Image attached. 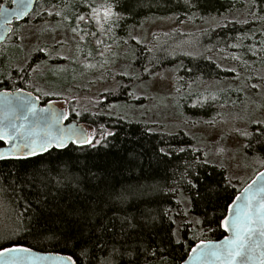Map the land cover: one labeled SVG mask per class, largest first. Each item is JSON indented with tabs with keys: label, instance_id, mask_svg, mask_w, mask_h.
Wrapping results in <instances>:
<instances>
[{
	"label": "trees",
	"instance_id": "obj_1",
	"mask_svg": "<svg viewBox=\"0 0 264 264\" xmlns=\"http://www.w3.org/2000/svg\"><path fill=\"white\" fill-rule=\"evenodd\" d=\"M110 1L114 7L113 12L120 17L113 23L122 30H126L129 24L147 16L173 15L178 21L186 19L196 23L201 22L207 14H221L228 9L232 10L234 4H245L243 0ZM63 5L64 0H40L36 2L33 11L41 7ZM245 7L248 17L245 16L246 19L243 21L234 20L225 26L205 30L207 45L213 43L215 39L220 40L208 46L206 51L197 55L178 54V51L170 48V41H166L165 48L155 56L145 45H139L132 61L134 68L141 72L143 67L150 65L151 71L155 72L181 63L179 69L181 89H185L188 82L203 78L222 79L228 75V72L208 58L209 51L220 48V52L230 53L232 48H239V54L244 57L250 56L246 49L248 41L252 39L251 35L256 37L258 26L263 22L261 16L264 15V0H248ZM74 8L78 15L83 14L84 8L81 4ZM251 13H254V19ZM257 15L261 16L257 18ZM48 16L53 17L54 13L48 14L47 10L39 11L38 21ZM182 35L184 36L185 33ZM255 44L257 45L258 42L256 41ZM44 56L41 50H36L32 54L26 66L19 72L22 81L17 83L16 88L26 89L24 82L30 64L37 60L43 61ZM60 61H62L60 58L54 59V63ZM0 64L3 65V62L0 61ZM0 77H3L1 72ZM125 86L126 83L122 81L117 87L101 93L100 96H103L107 102L122 99ZM0 88H10L8 81L3 80ZM202 96V93L185 95L183 101L186 105L189 104L186 107L188 112L207 117L218 107L237 108L235 101L240 100L241 93L234 90L219 95L209 92L203 97L204 100H200ZM196 100H198L197 106H190ZM74 120L90 124L95 129L104 127L114 135H103L99 140L100 143H93V146L88 144L78 146L71 143L63 150L52 149L26 161H0L1 192H4L5 200L9 202L10 208H13L19 221L15 227L17 232L0 244L6 246L8 240H19L22 245L40 251L75 253L74 259L78 257L77 264H180L187 256L190 247L200 239H218L224 235V231L218 226L219 220L226 213V205L240 189L228 182L223 168L203 160L201 151L191 147L193 139L189 135L182 132L158 131L150 124L129 122L94 111L81 113ZM158 147H171L174 151L172 155L161 160L153 151ZM180 148L185 150L180 152L178 151ZM133 149L138 155L135 166L129 167L125 160ZM246 152V163H250L249 160L254 161V157L263 159V164L256 168V172L261 170L264 167V127L259 128L249 138ZM17 170L20 174L27 171L42 175L48 184L44 198L51 200L52 197H56L62 205L70 208H77L85 197L89 200H95L98 195H101L102 199L106 198L103 196L105 190L116 195L123 194L127 199L118 206L126 209L127 213L136 215L137 219L146 218L150 224L155 225V228L143 234L147 239L142 243H133L131 239L125 241L121 236L113 238L111 233L105 234L101 239L93 236L87 245V254H82L79 246L73 248L71 243L65 245L58 231L29 232L26 230V226L30 225L28 214L25 213V198H29L35 206L34 200L43 191V185L37 180L32 187H24L22 190L17 188L18 182H14L9 175L17 173ZM189 180L196 186L190 185ZM57 181L60 182L59 185ZM217 183L219 198L213 208L205 203V190L206 185ZM176 189H181L189 196V211L201 217L203 231L200 236L190 235L192 232L188 233L186 225L181 231V238L172 236L174 221L180 214L181 206L176 197ZM101 206L107 208V205ZM108 215L111 216L112 213L109 212ZM153 217L155 220L152 219Z\"/></svg>",
	"mask_w": 264,
	"mask_h": 264
},
{
	"label": "rangeland",
	"instance_id": "obj_2",
	"mask_svg": "<svg viewBox=\"0 0 264 264\" xmlns=\"http://www.w3.org/2000/svg\"><path fill=\"white\" fill-rule=\"evenodd\" d=\"M243 1L245 4H234L232 10L224 13L207 14L198 23L160 14L141 18L129 24L126 30L117 28L113 23L115 19L103 20V9L99 6L112 4L110 0H64L62 7H41L26 21L14 24L11 34L0 44V61L3 62L0 83L8 81L11 89H15L22 81L19 72L36 50L43 49L44 59L30 64L23 90L51 98L70 115L73 113L74 118L94 111L129 122L150 124L158 131L185 133L193 139L191 147L201 151L203 160L223 168L228 182L241 189L263 164V159L258 157L246 163V146L254 132L264 127V15L256 16H261L263 22L258 26L256 37L251 35L248 41L246 49L250 56L239 54V48H232L230 53L220 52V48L209 51L208 58L228 72L220 80L203 78L188 82L185 89H181V63L155 72L147 65L143 68L148 71L142 68L140 72L132 61L137 46L145 45L156 56L165 48L166 41H170V48L178 54L197 55L206 51L208 46L220 41L215 39L207 45L206 29L248 17L245 7L248 0ZM80 4L84 11L79 15L84 16V20L76 19L74 6ZM93 6L99 9V24L91 14ZM46 10L54 16L38 21L39 11ZM251 15L254 19V13ZM74 28L77 31L73 32ZM179 32L181 35H176ZM56 58L62 61L52 63ZM50 59L53 61L49 62ZM122 81L126 83L122 99L107 102L100 96ZM229 90L241 93L240 100L235 101L238 107H218L207 117L191 114L186 108L189 104L183 101L185 95L202 93L200 100H204L209 92L219 95ZM196 103L198 100L190 106H197ZM84 124L93 143L110 132L104 127L95 129ZM175 193L181 205L174 221L175 235L181 238L186 225L188 233L192 232L190 235L200 236L202 219L189 211V196L181 189H176ZM4 196L0 188V243L17 232L15 227L19 223Z\"/></svg>",
	"mask_w": 264,
	"mask_h": 264
},
{
	"label": "snow or ice",
	"instance_id": "obj_3",
	"mask_svg": "<svg viewBox=\"0 0 264 264\" xmlns=\"http://www.w3.org/2000/svg\"><path fill=\"white\" fill-rule=\"evenodd\" d=\"M13 3L17 5L15 9H7L0 4V13L5 17V24L8 23L9 16L14 15L20 18L28 15L32 0H13ZM99 7L103 9L105 22L120 18L113 12L112 4ZM59 14L56 13V15ZM91 14L99 24L101 20L99 9L93 6ZM76 19L84 20L85 17L77 15ZM75 31L77 29L74 28L73 32ZM144 71L147 72L148 69L145 68ZM13 103L17 108L25 109L26 114L11 118L10 114L6 113L3 118H0V144L8 146L7 152L0 151V161H26L52 148H64L68 140H71L73 144L93 146V137L85 133L83 129H58L54 132L53 125L59 122L58 119L39 118L44 121L42 128L36 121L27 124L29 116L35 117L38 111L44 110H37L31 101L23 97L14 99L6 97L4 100L6 106H11ZM243 134L251 135V133ZM113 135L111 132L104 133V136ZM73 137L77 139H72ZM95 143L99 144L100 141L96 140ZM184 150L178 149L180 152ZM153 151L154 155L162 160L163 157L172 155L174 150L171 147H158ZM137 155L133 149L125 163L129 167L135 166ZM9 175L14 182H18L16 187L21 190L24 187H32L37 180L43 185V191L34 200L35 206L29 198H25V213L28 214L30 225L26 226V230L29 232L58 231L65 245L71 243L73 248L79 246L82 254H87V245L93 236L101 239L105 234L111 233L113 238L121 236L125 241L131 239L133 243H142L147 239L143 234L155 228V225L150 224L146 218L137 219L136 215L127 213L126 209L118 206L127 199L123 194L116 195L105 190L103 196L106 198L102 199L101 195H98L95 200H89L85 197L77 208H70L62 205L56 197H52L51 200L44 198L48 184L42 175L27 171L20 174L18 170L17 173ZM59 183L57 181L58 185ZM188 183L193 187L196 186L191 180ZM218 189V183L206 185L205 203L213 208L219 198ZM102 204L107 205V208L102 207ZM226 209L229 214L223 215L218 226L231 235L224 236L222 241L217 242L201 239L192 247L189 255L193 257L196 264H210V262L211 264H254V262L264 264V182L255 192L249 191L243 197H236L226 205ZM109 212L112 213L111 216L108 215ZM152 219L155 220L154 217ZM172 236H175L174 232ZM74 255L75 253L67 255L55 253L48 254L46 257H32L31 249L23 246L19 240H8V246L0 244V264H40L41 259L50 264H77L78 257L74 259Z\"/></svg>",
	"mask_w": 264,
	"mask_h": 264
},
{
	"label": "water",
	"instance_id": "obj_4",
	"mask_svg": "<svg viewBox=\"0 0 264 264\" xmlns=\"http://www.w3.org/2000/svg\"><path fill=\"white\" fill-rule=\"evenodd\" d=\"M37 1H39V0H32L31 7L28 9V15L33 10L35 3ZM1 4H3L7 9H15L17 7V5L13 3V0H10L9 3H8V0H2ZM28 15L21 16L20 18H16L14 15L9 16L8 17V23L5 24V17L2 13H0V44L2 42H4L6 40V38L12 32L13 23L14 22H20V21L24 20ZM6 97L9 99H14L16 97H23L26 100L31 101V103L35 106V108L37 110H40V109L44 110L43 112L38 111L37 116H35V117L29 116L28 121L26 122L27 124H31L34 121H36L39 123V126L42 128L44 126V121L42 119H39V118L44 117V118H49L51 120L58 119L59 122L55 123L53 125V131L54 132L57 131L58 129H78V128H80V129H83L84 132L88 134V129L83 122H78L74 119L68 120L69 115L66 112V110L64 108L60 107L59 105H57L54 101L48 100L44 104H40V98L38 95H36L30 91L22 90V89L0 90V118H3V116L6 113H9L11 118H14L15 116H22V115L26 114V110L21 109V108H17L15 103H13L11 106H6L4 104V100ZM72 139H77V137H73ZM71 143H72L71 140L66 141V147L69 146ZM75 145L84 146L86 144H75ZM66 147H64V148H52V149L63 150ZM52 149H50L49 151H51ZM7 150H8L7 145L0 144V151L7 152ZM42 154H45V153H42ZM42 154H40V155H42ZM262 182H264V167L261 170H259L254 175V177L250 181H248L234 195L232 200L236 199V197H243L246 192H249V191L255 192L256 189H258L261 186ZM232 200L230 201V203L232 202ZM241 203H242V201H241ZM228 214L229 213L226 209L225 215H228ZM222 230L224 231L223 228H222ZM230 235H231V233L224 231V235L221 236L220 238H218V239H206V240H211L213 242L222 241L224 236H230ZM199 241H197L196 243H194L190 247V249L188 250L187 256L185 257V259L180 264H196V261H194L193 257L190 256L189 253L191 252L192 247H194L196 244H198ZM6 246H8V245H6ZM23 246H25V245H23ZM25 247H27V246H25ZM28 248H30V247H28ZM30 249H31L32 257H46L48 254L60 253V252H56V251H40V250H36V249H32V248H30ZM60 254L61 255H67L64 253H60ZM40 264H50V262L41 259ZM210 264H211V262H210ZM254 264H255V262H254Z\"/></svg>",
	"mask_w": 264,
	"mask_h": 264
},
{
	"label": "flooded vegetation",
	"instance_id": "obj_5",
	"mask_svg": "<svg viewBox=\"0 0 264 264\" xmlns=\"http://www.w3.org/2000/svg\"><path fill=\"white\" fill-rule=\"evenodd\" d=\"M8 3H9V0H8ZM52 61H53V60H51V59L49 60V62H52ZM52 63H54V62H52ZM54 64H56V63H54ZM7 89H11V87H10V88H7ZM0 90H3V89L0 88ZM39 97H40V96H39ZM48 100H52V99H51V98L48 99V97H46V96H45V97H44V96H43V97H40V104H44V103H45L46 101H48ZM52 101H53V100H52ZM64 109H65V108H64ZM65 110H66V109H65ZM66 112H67V110H66ZM67 113H68V112H67ZM68 115H69V119H68V120L72 119V118H71V115H70L69 113H68Z\"/></svg>",
	"mask_w": 264,
	"mask_h": 264
}]
</instances>
